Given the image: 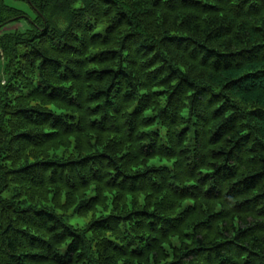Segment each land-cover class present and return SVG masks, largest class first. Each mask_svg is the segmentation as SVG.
I'll use <instances>...</instances> for the list:
<instances>
[{
  "label": "trees",
  "instance_id": "16d2710c",
  "mask_svg": "<svg viewBox=\"0 0 264 264\" xmlns=\"http://www.w3.org/2000/svg\"><path fill=\"white\" fill-rule=\"evenodd\" d=\"M25 1L0 264H264V0Z\"/></svg>",
  "mask_w": 264,
  "mask_h": 264
},
{
  "label": "rangeland",
  "instance_id": "374dc122",
  "mask_svg": "<svg viewBox=\"0 0 264 264\" xmlns=\"http://www.w3.org/2000/svg\"><path fill=\"white\" fill-rule=\"evenodd\" d=\"M1 5H5L7 7L19 10L29 15L31 18L33 17L31 8L29 7L28 3L25 0H0V7ZM17 27H20V25L8 27L6 30H13Z\"/></svg>",
  "mask_w": 264,
  "mask_h": 264
}]
</instances>
